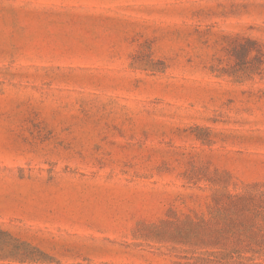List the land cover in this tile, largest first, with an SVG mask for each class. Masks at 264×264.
<instances>
[{"label":"rangeland","instance_id":"1","mask_svg":"<svg viewBox=\"0 0 264 264\" xmlns=\"http://www.w3.org/2000/svg\"><path fill=\"white\" fill-rule=\"evenodd\" d=\"M264 0H0V264H264Z\"/></svg>","mask_w":264,"mask_h":264},{"label":"trees","instance_id":"2","mask_svg":"<svg viewBox=\"0 0 264 264\" xmlns=\"http://www.w3.org/2000/svg\"><path fill=\"white\" fill-rule=\"evenodd\" d=\"M262 202H264V200ZM15 240L16 239H13L10 233L0 226V259L25 258L19 246L13 244V242H16Z\"/></svg>","mask_w":264,"mask_h":264}]
</instances>
